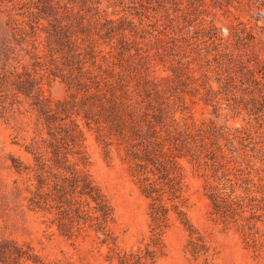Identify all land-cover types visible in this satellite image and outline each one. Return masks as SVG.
I'll list each match as a JSON object with an SVG mask.
<instances>
[{
    "label": "rangeland",
    "instance_id": "1",
    "mask_svg": "<svg viewBox=\"0 0 264 264\" xmlns=\"http://www.w3.org/2000/svg\"><path fill=\"white\" fill-rule=\"evenodd\" d=\"M1 45L54 109L0 118L22 264H264V0H0ZM68 168L110 199L106 238L61 216Z\"/></svg>",
    "mask_w": 264,
    "mask_h": 264
},
{
    "label": "trees",
    "instance_id": "2",
    "mask_svg": "<svg viewBox=\"0 0 264 264\" xmlns=\"http://www.w3.org/2000/svg\"><path fill=\"white\" fill-rule=\"evenodd\" d=\"M3 45V44H2ZM1 45V46H2ZM0 46V118L4 117L9 111L14 112L13 105L10 106V100L13 97L23 95L24 98L31 100V105L38 112L46 116V118L54 111L43 100L39 93V87L36 79L31 73L27 71L20 72L19 66H15L10 62L8 56V48ZM65 102H59L58 105L63 106ZM71 177H67V187H64L65 207L61 211V216L66 219L67 223L72 225L75 221H83L88 223L97 233L105 236L107 235V226L114 219V208L110 199L102 191V189L93 183L83 169L74 168L69 170ZM174 198L178 193L176 183L171 184ZM146 196L152 200L150 216L154 221L159 220L165 216V211L162 206L158 205L161 193L154 185L146 186L144 189ZM176 192V193H175ZM172 196V195H171ZM172 196V199H174ZM178 209V208H176ZM85 211L91 212L87 215ZM176 211H179L176 210ZM179 213V212H178ZM63 222L60 221L59 227L62 230ZM68 229V227H67ZM104 239L102 242H107ZM192 253L199 254L201 248L205 247L202 239L192 237ZM208 249V248H206ZM209 250H206L208 253ZM133 257L132 253H124L122 259L119 260L121 264L124 261H130ZM31 260L30 256L22 250L18 244L13 241L2 239L0 240V263L1 264H22L24 261ZM135 261V260H134ZM129 262V264H133ZM140 263V261L138 262Z\"/></svg>",
    "mask_w": 264,
    "mask_h": 264
}]
</instances>
